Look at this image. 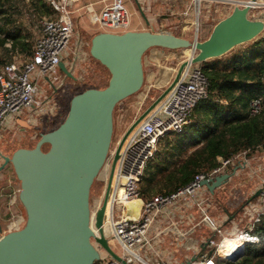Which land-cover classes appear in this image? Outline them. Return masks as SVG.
<instances>
[{
	"label": "water",
	"instance_id": "1",
	"mask_svg": "<svg viewBox=\"0 0 264 264\" xmlns=\"http://www.w3.org/2000/svg\"><path fill=\"white\" fill-rule=\"evenodd\" d=\"M247 13L245 7H233L203 41L149 31L100 32L92 37L89 55L109 73L107 85L74 95L64 120L51 131H37L38 140L33 148H18L10 155L0 152V176L5 181V171L12 168L19 183L18 201L25 214L22 228L0 236V264H92L99 260L96 247L117 262L127 264L120 257L108 226L103 224L122 146L173 89L185 68L221 58L264 33V22L249 19ZM152 48L188 50L191 57L178 64L166 88L131 122L117 142L101 204L92 216L91 186L109 155L114 109L141 90L143 56ZM59 68L65 71L62 62ZM13 120L20 129H33L18 115ZM43 145L47 146L46 151L42 150ZM236 170L204 181L202 185L214 195L217 188L235 176ZM259 193L258 189L250 200ZM92 227L97 230V236ZM211 254L212 250L207 251L206 257ZM194 259L182 264H190Z\"/></svg>",
	"mask_w": 264,
	"mask_h": 264
},
{
	"label": "built area",
	"instance_id": "2",
	"mask_svg": "<svg viewBox=\"0 0 264 264\" xmlns=\"http://www.w3.org/2000/svg\"><path fill=\"white\" fill-rule=\"evenodd\" d=\"M44 1L52 8L54 16L39 22V35L34 41L31 57L23 62L12 61L0 67V136L4 125L10 119L19 116L22 110L30 111L41 105L36 98L38 80L55 71L61 62H65L66 67L71 70L70 65L75 58L71 46L75 33L74 18L81 16V8L78 4L84 0ZM99 1L102 5L99 11H95L93 5L88 4L89 13L92 14L93 23L97 28L103 32L118 34L127 31L132 14L126 5V0ZM204 2L228 5L230 11L235 6L245 7L248 9L249 19H259L264 22V17H249L250 10L264 8V0H190L184 15L194 10L199 11ZM198 19L196 15L194 21L190 20L189 31L185 32L182 29L186 33L183 37L189 38L190 41H200ZM166 52L167 58H171L169 51ZM190 57L191 53L185 59ZM174 70L176 69L173 68L172 71ZM147 93L139 98L140 106L146 101ZM207 100H210V92L206 76L199 65H189L184 69L173 89L132 131L122 146L103 224L108 226L111 238L119 249L120 257L127 264H178L175 256H166L156 248L158 239L164 235L166 229L152 232L158 222L157 219H162L164 213L171 216L175 206H179L184 213L195 211L199 216L197 225L205 226L212 232V236L204 242L203 248L196 250L197 253L193 255L195 259L190 261V264H215L217 257H230L245 244H257L259 241L251 232L264 218V175L259 180L260 199L252 204L254 210L252 219L246 229L238 230L234 227L228 231V236L221 232L219 224L209 215L211 199L202 192L204 181H212L215 177L230 172V168L236 164L245 167L248 163L246 152L231 159L221 160L220 165L210 172L195 174L188 184L170 194H157L150 199L141 196L139 185L147 164L158 152L160 142L168 135L180 134L183 126L188 123L190 112ZM214 102L227 105L224 100L216 99ZM260 109V98L251 101L250 116L256 115ZM38 119L33 116V121ZM25 120L31 124L26 117ZM262 167L264 166H258V169ZM2 196L3 194L0 193V199ZM21 218L16 217L17 226ZM3 227L4 225L1 226L0 232L3 231ZM92 230L97 236V230L93 227ZM237 231L242 233L235 235ZM236 238L244 239L237 250L235 252L224 250L225 243ZM96 248L99 252V260L92 264H121L101 248ZM209 250H212V254L207 258L206 254ZM189 260L190 258L182 263Z\"/></svg>",
	"mask_w": 264,
	"mask_h": 264
},
{
	"label": "trees",
	"instance_id": "3",
	"mask_svg": "<svg viewBox=\"0 0 264 264\" xmlns=\"http://www.w3.org/2000/svg\"><path fill=\"white\" fill-rule=\"evenodd\" d=\"M53 16L44 0H0V48L5 55L0 56V67L15 56L27 59L32 55L33 37L22 24L24 17L39 23ZM245 45L248 51L237 47L199 65L209 82L210 100L190 112L182 132L167 136L164 140L168 148L162 152L160 145L147 164L139 185L144 199L174 192L195 174L216 169L221 160L264 151V33ZM258 98L261 109L250 116V103ZM216 99L227 105L214 102ZM251 234L258 238L257 244H245L230 257H217L215 264H264V218ZM240 244L234 243L236 249Z\"/></svg>",
	"mask_w": 264,
	"mask_h": 264
},
{
	"label": "rangeland",
	"instance_id": "4",
	"mask_svg": "<svg viewBox=\"0 0 264 264\" xmlns=\"http://www.w3.org/2000/svg\"><path fill=\"white\" fill-rule=\"evenodd\" d=\"M137 1L138 3L136 5L138 6H135L133 0H126V5L132 14L130 26L127 31L170 33L185 38L183 36L186 35L185 32H187L190 27V20L194 21L197 15L199 18V30L201 33L200 41H203L209 36L213 26L230 13L229 6L219 2H204L201 9L199 10L200 12L194 10L189 12L188 15H184L185 9H187L189 6L190 0ZM89 3L93 5V9L95 11H99V7L101 5L99 0H84L78 4L79 8H81V16H75L74 18L75 33L71 42V46H73L72 50L75 52V58L72 60L70 65L72 71L66 67L65 62H62L65 67V71H62L58 66L55 71L38 80L39 87L37 96L39 95L42 98L44 97V99H49V111L52 109V116L50 115V118H52V120H47L44 117H41L38 119V121H33L34 115L29 113L30 116L28 115L26 118L31 121V124H33L34 129L32 130L20 129L16 125H13L14 121L11 123V125L7 122L2 129L4 130V128H6L7 130L4 134H2L3 137L0 138V152L2 154L10 155L18 148H33L38 139V137L32 138L35 130L44 133L58 127V125L64 120L68 111L70 99L74 95L86 90V88H103V85L108 82L109 73L107 70L89 55L90 41L94 35L100 32L97 26L93 23L91 16L92 14L89 13ZM249 17H264V8L250 10ZM22 24L28 29V31L31 32L33 37L32 42L34 43L39 35V23H37V21L33 22V20H29L27 17H24ZM185 39L189 40V38ZM245 46L246 45H242L239 48L244 51H248L249 48ZM1 50L2 49L0 48V56L5 57L4 53H2L3 51ZM155 50L162 51V49L152 48L148 50L143 56L144 83L139 93L125 99L114 109V131L109 155L104 167L101 169L91 186L90 208L92 216L101 204L108 171L111 164L112 153L117 142L131 122H133V120L137 118L141 112L147 108L149 104L166 88L168 79H171L176 71H172V69H177L178 64L191 53L188 50H179L178 52L169 51V54H171L172 57L166 59L164 56H162V53H158L157 56ZM163 51L166 52V50ZM154 54L156 57H154ZM12 60L23 62L25 58L23 56H15L12 58ZM169 69L170 72L168 71ZM58 82L60 83L56 84ZM50 85H52V87ZM145 92H148V97L146 101H144L143 105L140 106L139 98L142 96V94H145ZM26 112L27 110H22L20 115L22 113V115L25 116ZM169 136L170 135H168V137ZM166 143L167 142L165 140L160 142L162 152H164L163 150L165 148H168V146L166 147ZM170 145L171 144H169V146ZM42 150L46 151L47 146L43 145ZM257 155L258 154H254L252 156L247 155V157L256 156L255 158L258 159L257 163L260 161L259 163H263L264 166V151L261 152V155ZM256 164L253 166L255 167L253 173L254 175H252L250 178L240 176V179L235 181L234 185H226L224 191H222L220 196H218L219 199H217V201L222 204L219 206V208L223 209V206L224 208L226 207L230 214L241 211L242 207L245 205V199L249 196V194L245 193L247 196L244 195L239 198L240 194L242 195L245 189H255L259 180L264 175V167L258 169ZM7 169L9 170L10 174L13 175V187L10 186L9 188L12 187L13 190V202L16 210L5 213V222L4 224L1 223V225H4V227L3 231L0 233V236L5 232H9L10 230L22 228L25 220L24 211L18 201L19 183L14 176L12 168L8 167ZM243 180H245L249 185L248 187H243ZM3 184L4 178L3 176H0V186H3ZM6 190L7 191L5 192V195H8V188ZM0 201V203L4 204V198ZM217 201L215 202V200H213V204L220 205V203L218 204ZM228 202L232 206H228ZM219 208L217 206L215 210H209V215L214 218H221L222 213L219 211L222 209ZM17 216L22 217L18 226L16 225L15 220ZM230 228H232V224H226L225 226H221L220 230L224 235L228 236V230ZM241 233L242 231H237L235 235H240ZM195 252L192 250L186 251L185 249H181V260H185L186 257L189 258L192 254H195Z\"/></svg>",
	"mask_w": 264,
	"mask_h": 264
},
{
	"label": "crops",
	"instance_id": "5",
	"mask_svg": "<svg viewBox=\"0 0 264 264\" xmlns=\"http://www.w3.org/2000/svg\"><path fill=\"white\" fill-rule=\"evenodd\" d=\"M133 3L135 6H138V5H136L138 3V1L133 0ZM101 7H102V5H100L99 9H101ZM159 51L160 50H155V52L157 53V56H158V53H162L163 56L165 58H167V56H166L168 54L167 52H164L163 50L160 52ZM155 54H154V57H156ZM168 71L170 72V69ZM59 83L60 82H58L56 84H59ZM50 86L52 87V85H50ZM36 98L40 102L41 107L40 106L34 107V109L30 110V111H32L31 113L37 119H38V117L39 118L44 117L47 120H51L50 115H51L52 109H51V111H49V106H50L49 105V99L48 98L44 99V97L42 98L39 95L36 96ZM30 111L27 110L25 116H23L22 113L19 116L21 118L25 119V117L28 116ZM12 122H13V119H10L8 123L11 125ZM13 125H16L15 122H13ZM6 130H7L6 128H4V130H2L0 138L3 137L2 134H4L6 132ZM37 137H38V134H37V131L35 130V133L32 136V138H37ZM261 152L257 156L261 155ZM255 157L256 156L247 157L248 163L245 167H240L237 164H236V166L231 167L229 171H231L234 168H237L235 176H233L229 180V182H227L224 186L217 188L213 193L214 195H211L209 193L208 189L206 187H203V189H202L203 194L211 199V204H210L209 210L213 211L216 209L217 206L219 208V206L222 205L219 201H217V199H219L218 196H220L222 191H224V189L226 188V185H228V184L234 185L235 181L240 179V176L250 178L252 175H254L253 173H254L255 167H253V166L258 161V159ZM259 162L256 164L257 167L263 165V163H259ZM0 163H1V160H0ZM4 176H6V179L4 181L3 186H0V193L4 194L1 198V199L4 198V204L0 203V230H1V226H3V225H1V223L4 224V222H5V218H4L5 213L8 211L12 212V211L16 210L14 202H13V190H12V187H13V184H12L13 177L12 176L13 175L10 174L9 170L7 169L4 173ZM255 176H257V175H255ZM242 185H243V187L249 186L245 180H243ZM242 185H240V186H242ZM10 186H12V187L9 188ZM258 187H259V182H258L255 189H252V188H249V190L245 189L246 192L243 191V194L242 195L240 194L239 198H241L242 196H244L246 194H249V196L245 199V201H246V202H244L245 205L242 207L240 212L230 214L229 210L226 207L224 208V206H223V209L219 208V209H222L221 211H219L220 213H222L221 218H219V217H216V218L212 217V218L219 224L220 227L225 226L226 224H232V228H230L229 230L233 229L234 227H236V229H238V230L246 229L247 225L249 224V222L252 219L253 214H254L252 204L256 200L258 201L260 199V196L258 195L257 197H254L253 199L250 200V198L255 195L256 191L258 190ZM5 188L6 189L8 188V190H9L8 195H5L6 194L5 192L7 191ZM216 197H218V198H216ZM213 200H215V202L217 201L218 204L220 203V205H217V204L214 205ZM237 200H235V201H237ZM247 201H249L248 204H246ZM228 206H232V205L229 204V202H228ZM157 220H158V222L154 225V229L152 230V232H154V233L158 232L159 230H162L163 228H165L166 231H165L164 235L158 239V244H157L156 248H158L166 256H175L176 259L178 260V264H182V262H184L185 260H187L189 258H192L194 255V254H192L189 258L186 257L185 260L182 261L181 260L182 257L180 254L181 249H185L186 251L192 250L193 252H195L198 249L200 250V249H202V246H204L203 245L204 242L207 241V239L210 236H212V232L207 227L197 225L198 220H199V216L196 214L195 211L194 212L190 211V212L184 213L179 206H175V208L172 210L171 216H168L164 213L162 219H157ZM171 223H173L172 226H171ZM196 253L197 252H195V254Z\"/></svg>",
	"mask_w": 264,
	"mask_h": 264
},
{
	"label": "bare ground",
	"instance_id": "6",
	"mask_svg": "<svg viewBox=\"0 0 264 264\" xmlns=\"http://www.w3.org/2000/svg\"><path fill=\"white\" fill-rule=\"evenodd\" d=\"M136 204V203H134ZM244 239L242 238H236V239H233V240H228L226 243H225V246H224V250H227V251H231V252H234L236 249L234 243L236 241H240V242H243Z\"/></svg>",
	"mask_w": 264,
	"mask_h": 264
},
{
	"label": "flooded vegetation",
	"instance_id": "7",
	"mask_svg": "<svg viewBox=\"0 0 264 264\" xmlns=\"http://www.w3.org/2000/svg\"><path fill=\"white\" fill-rule=\"evenodd\" d=\"M3 189V188H2Z\"/></svg>",
	"mask_w": 264,
	"mask_h": 264
}]
</instances>
